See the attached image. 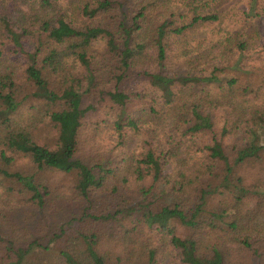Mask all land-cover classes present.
<instances>
[{
	"label": "trees",
	"instance_id": "obj_1",
	"mask_svg": "<svg viewBox=\"0 0 264 264\" xmlns=\"http://www.w3.org/2000/svg\"><path fill=\"white\" fill-rule=\"evenodd\" d=\"M240 2L0 0V206L51 203L40 238L0 210V264H37L35 252L45 264H229L234 249L264 264V187L234 170L264 152V103L224 73L243 70L257 43L260 0ZM98 38L104 51L93 49ZM173 60L182 71L168 69ZM200 83L222 89L199 104L191 86ZM96 101L110 129L85 121ZM203 102L225 108L226 123H247V142L204 143L213 124ZM186 110L194 123L182 130ZM44 122L58 129L54 148L35 140ZM106 129L115 155L96 149ZM49 171L73 177L53 184ZM128 190L135 201L120 195ZM98 195L113 199L97 206ZM114 218L128 224L94 225ZM148 229L153 239L140 243Z\"/></svg>",
	"mask_w": 264,
	"mask_h": 264
},
{
	"label": "rangeland",
	"instance_id": "obj_2",
	"mask_svg": "<svg viewBox=\"0 0 264 264\" xmlns=\"http://www.w3.org/2000/svg\"><path fill=\"white\" fill-rule=\"evenodd\" d=\"M240 4L238 5L237 9H243L247 3L248 0H241ZM259 7H261V13L257 17L254 18V24H255V31H256V37L253 31V35L255 38V41L257 42L247 53L248 58H244V69L241 71L237 70H230V69H225L224 73L228 76L235 77L240 79L238 82L239 84L243 85L244 83L248 84L247 90L252 91L251 95H257L258 98H261L259 101H261V104L264 103V0H260L259 2ZM73 27L75 26L74 23H70ZM90 25H94V23H90ZM105 47V42L98 38L96 41L93 43V49L97 51L103 50ZM104 51V50H103ZM174 65H169L168 69L173 68L174 70L179 69V65H177L176 60H173ZM181 63V60H179ZM178 71H182V69H179ZM194 90V96L195 100L197 103L200 104V99L204 98V101H206V96L205 94L207 93H218L220 92V88L213 87L212 84L206 85L205 83H200L197 86L192 85L191 86ZM91 99H89L88 95L85 93L83 95V101L82 105L85 107L90 103ZM103 101L99 102L96 101L94 102L96 109L95 110H89L85 114V121L87 123H92L94 124L96 121H99L101 125H107V128L110 129L108 121L103 122L102 115L103 112L100 111ZM135 106V104L133 105ZM132 106V107H133ZM202 111L208 117L210 118L212 124H213V130L212 131H207L205 132L201 139L203 140L204 143H209L211 142L213 137H217L220 142L223 143L225 147L228 148H234V147H240L244 145L249 137V132L247 129V123H243L239 126H235L231 123V120L227 121V113L225 108H220V107H214V108H209L205 102L202 104ZM27 107V106H26ZM208 107V108H207ZM186 115L182 118V120L179 122L180 128L182 130L190 128L194 120L190 114L189 110H186ZM105 119L109 118V115H105ZM223 125H230L229 128L232 129L230 130L229 133H226L224 135H220V130L223 127ZM108 129H106L105 132L97 136L96 139V149L100 148V151L102 153H112L116 154L117 153V148H112L111 145V139L109 137L110 133L107 132ZM261 131V139L264 138V128L260 130ZM35 135V140L39 144L46 145L50 148H54L57 143V136H58V129L51 124L44 122L41 123L36 130L34 131ZM8 156H12L13 162L12 166L13 168L16 167H22L24 166V163L26 161V158L18 155V154H11L9 152H6ZM202 154L201 151H197L194 156H200ZM232 161V158H230ZM235 173L241 175L244 179L245 184H253V183H258L260 184L261 187H264V152L260 153V157L258 159H249L241 164L235 165L234 167ZM48 178L52 181L53 184H62V185H69L71 182V179L73 175L71 174H66L60 171H52V172H46L45 173ZM168 191V189H167ZM120 195H123V198L126 199L127 201H135L133 196L131 195L130 191H124ZM117 195V196H120ZM167 196V195H166ZM116 198V195H115ZM113 198L108 197L105 198L102 195H98V200L96 202L97 206H106L107 203H109ZM34 206L29 205L27 203H20L17 202L15 204L9 205V206H0V210L2 213L16 226L18 227H23L26 229H32L34 232L35 236L44 237L46 235V231L43 230V225L44 223L42 222L43 219H48L51 203L48 202L46 205H44V208L41 210L33 208ZM67 208L69 209H76L78 206H76L74 203H67ZM81 208V206H79ZM31 211L32 213H29ZM121 216H118L120 218ZM118 218H114L112 220H106V221H100L95 223L94 225L97 227H102L104 225H109L111 222L113 225V232H115L117 229H121L120 227L124 224H128V221L123 219V220H118ZM79 222H76V227H78ZM133 226V225H132ZM131 226V227H132ZM29 227V228H28ZM177 231L179 233H185L186 229L183 228L182 226L177 225ZM72 230L71 228H68L66 235L71 233ZM145 235L142 234L140 237L139 241L142 243L145 241L146 243L151 241L153 238L147 239L146 237L151 236V230H145ZM263 243L261 242V246ZM50 246L54 247H62L61 243L58 242H52L50 243ZM261 250H263L261 248ZM54 251V250H52ZM264 251V250H263ZM230 260H232L229 264H255L254 262V255H252L249 251L247 250H242V249H234L231 250L230 252ZM33 259L37 264H45L48 259L46 256H42L39 252H35L31 255L30 257ZM39 258V261L36 259Z\"/></svg>",
	"mask_w": 264,
	"mask_h": 264
}]
</instances>
